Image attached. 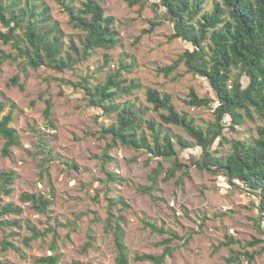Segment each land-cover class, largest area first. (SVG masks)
<instances>
[{
	"label": "rangeland",
	"instance_id": "1",
	"mask_svg": "<svg viewBox=\"0 0 264 264\" xmlns=\"http://www.w3.org/2000/svg\"><path fill=\"white\" fill-rule=\"evenodd\" d=\"M41 1L62 32L64 50H69L71 41L80 47L83 32L69 23L61 5L56 0ZM67 1L80 8L85 0ZM214 1L207 0V11L212 10ZM148 2L143 8L141 4L130 6L128 0H104L106 15L115 18L119 44L112 50L98 49L73 71L56 74L46 68L33 70L22 58L15 63L0 62V103L6 105L0 119L12 110L11 126L20 139L11 157L2 156L4 140L0 139V172L14 171L17 175L13 193L1 198L0 207L13 203L23 209L20 216L0 218L19 222V226L0 228V263L40 264L39 259L58 254V264H117L113 234L105 231L112 212L115 221L124 218L120 223L129 264H151L136 262L134 257L161 254L162 242L172 237L153 233L144 221L178 235L171 244L173 255L164 264H264V235L257 224L254 196L231 188L219 174L200 170L192 159L200 157V148L184 150L177 145V159L188 174L179 171L165 182L172 161L124 147L111 136L101 138V127L115 124L116 114L106 115L102 109L90 106L85 91L74 86L84 78L92 87L101 85L108 74L121 70L125 85L135 81L141 88L130 95L121 94L115 103H133L144 110L145 119L156 121L175 143L177 137L195 141L182 128L162 122L163 111H154L147 101L148 89L169 94L176 110L192 116L201 128L214 122L218 102L202 108L186 104L192 90L199 97L214 96L206 79L188 73L184 64L168 78L158 72L192 46L181 39L170 40L174 30L169 21L142 35L152 22L162 20L154 7L159 0ZM158 13L161 15L160 10ZM6 31L0 23V32ZM1 51L16 54L11 44L5 45L0 39ZM106 55L111 61L104 66ZM121 62L133 68L122 69ZM233 74L237 76V71ZM16 76L25 87L23 92L10 85ZM47 100L53 104V126L44 114ZM226 125L223 134L228 142L219 147L218 156L228 155L236 141H254L264 120L254 115L232 130L227 117ZM143 130L147 131L145 126ZM154 169H159L156 182L152 181ZM109 173L117 180L112 181ZM143 188H151V194L142 193ZM25 193L50 199L47 213L40 214L31 204L23 203L21 195ZM120 200L124 205L117 203ZM30 228L45 235L27 244L26 239L32 236ZM90 240L93 246L83 252ZM4 241L15 249L3 251Z\"/></svg>",
	"mask_w": 264,
	"mask_h": 264
},
{
	"label": "trees",
	"instance_id": "2",
	"mask_svg": "<svg viewBox=\"0 0 264 264\" xmlns=\"http://www.w3.org/2000/svg\"><path fill=\"white\" fill-rule=\"evenodd\" d=\"M56 1L68 14L69 23L83 32L81 46L71 41L69 50H64L62 32L58 24L52 21L49 8L41 0H0V23L7 30L0 32V39L16 50L15 55L1 51V63L5 60L15 63L22 58L33 70L46 68L62 74L67 70L73 71L76 65L91 58L98 49L112 50L118 46L115 18L106 15L102 6L104 0H85L80 8L67 0ZM206 2L207 0H159L154 7L157 17L160 16L162 20L152 22L151 28L142 32V35L150 34L163 21H169L174 30L170 40L181 39L192 46L173 64L158 68V72L168 78L184 64L188 73L206 79L214 96L199 97L192 90L186 104L202 108L218 102L219 106L214 110V122L206 129L201 128L196 125L192 116L176 110L169 94H161L156 89H148L146 97L154 111H163L160 118L164 124L182 128L195 143L181 137H177L175 143L169 134L163 133L156 121L146 120L145 111L137 109L133 103L117 105L115 100L118 96L130 95L141 88V84L135 81L125 85L121 70L108 74L106 82L101 85L92 87L89 80L84 78L83 82L74 86L85 91L90 106L102 109L106 115L116 114L115 124L101 127V138L111 136L114 142L118 141L124 147L145 150L153 158L172 161V167L164 178L165 182L179 171L188 174V170L184 169L185 165L177 159V145L184 150L200 148V157H192L200 170L219 174L231 188L240 189L255 197L259 215L257 224L264 235V127L257 129L258 137L254 141H236L228 155H217L219 147L228 142L223 134L227 128V117L230 118L229 128L232 130L242 125L245 118L253 119L254 115L264 120V0H216L211 11L206 10ZM128 3L130 6L141 4L144 8L149 2L128 0ZM110 61L111 58L106 55L104 66L109 65ZM120 66L127 70L133 68L124 62ZM235 70L237 76L234 77ZM10 85L17 86L22 92L25 90L24 85L19 83L18 76L11 80ZM11 106L15 107L14 104ZM5 108L6 105L0 103V115ZM52 109L51 100H47L44 114L53 126ZM13 120L12 110L0 119V139L4 140L3 157H11L12 148L19 146L18 132L11 126ZM144 126L147 131L143 130ZM158 175L159 169H154L153 182H156ZM109 176L112 181L117 180L115 174L109 173ZM16 180L14 171L0 172V204L3 196L13 193ZM141 192L151 194V188H143ZM21 201L31 204L32 209L40 214H46L52 205L50 199L37 194H22ZM117 203L124 205L122 200ZM22 213L23 209L13 203L0 207V218L20 216ZM123 220L120 217V221ZM120 221H115L111 212L105 231L113 234L116 263L129 264V252L124 242L125 231ZM10 225L19 226V222L0 221V228ZM144 225L153 233L169 234L172 237L162 242L164 250L161 254H137L134 261L164 264L173 255L171 244L178 235L149 221H144ZM30 229L32 236L26 239L27 244L45 235L36 228ZM92 246L91 240L88 241L83 252H87ZM2 248L7 251L15 249V246L4 241ZM59 260L60 256L57 254L41 258L38 262L58 264Z\"/></svg>",
	"mask_w": 264,
	"mask_h": 264
},
{
	"label": "built area",
	"instance_id": "3",
	"mask_svg": "<svg viewBox=\"0 0 264 264\" xmlns=\"http://www.w3.org/2000/svg\"><path fill=\"white\" fill-rule=\"evenodd\" d=\"M219 104V103H218Z\"/></svg>",
	"mask_w": 264,
	"mask_h": 264
}]
</instances>
